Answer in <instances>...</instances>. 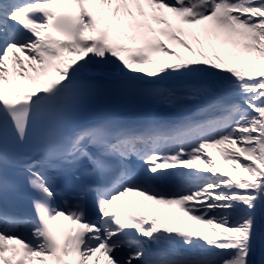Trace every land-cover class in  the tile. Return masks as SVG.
I'll list each match as a JSON object with an SVG mask.
<instances>
[{"label":"snow or ice","instance_id":"snow-or-ice-1","mask_svg":"<svg viewBox=\"0 0 264 264\" xmlns=\"http://www.w3.org/2000/svg\"><path fill=\"white\" fill-rule=\"evenodd\" d=\"M122 92L171 115L79 121ZM9 167L34 195L0 212V264H264V0H0V197Z\"/></svg>","mask_w":264,"mask_h":264},{"label":"bare ground","instance_id":"bare-ground-1","mask_svg":"<svg viewBox=\"0 0 264 264\" xmlns=\"http://www.w3.org/2000/svg\"><path fill=\"white\" fill-rule=\"evenodd\" d=\"M21 58H25L24 54L21 53ZM22 86H26V82L25 81H21L20 82ZM158 113H160L161 115H163L165 118H168L171 113L168 109L163 108L162 110H160ZM207 153L209 154L210 152L207 151ZM210 155V154H209ZM216 164H218L221 168L222 171H227V172H232L233 174L236 175H241V176H246L247 173H244L243 171H235L233 168H227L223 165H221V162H217ZM195 168L197 169L198 166L196 165ZM139 197H137V194L135 193H128V202L133 204V205H140V206H144L147 209H151L149 212L150 214H168V213H175V214H180L183 215V213L179 212V208L178 206H167V205H157L155 204L153 201H148L147 203H143L142 201L140 202ZM148 205H151V207H149ZM181 226L182 227H190L193 228L194 226H196V224L194 222H192L191 220L185 218V220L183 222H181ZM208 228H206L207 230ZM101 264H104V258H101Z\"/></svg>","mask_w":264,"mask_h":264},{"label":"rangeland","instance_id":"rangeland-1","mask_svg":"<svg viewBox=\"0 0 264 264\" xmlns=\"http://www.w3.org/2000/svg\"><path fill=\"white\" fill-rule=\"evenodd\" d=\"M162 39H163V38H162ZM169 46L172 47V45H169ZM177 50L179 51V50H182V49L177 48ZM182 51H183V50H182ZM221 147L229 148V147H231V146H229V145H223V146H221ZM210 156H211L212 158H214L217 162H218V161L221 162V164H222L223 166H225V167H227V168H233V167L230 166L229 164L225 163L224 157L221 156L219 148H211V154H210ZM197 165H200V164L198 163ZM199 167H200V169H204L205 167H207V165H205L204 163H202V165H200ZM233 169H234L235 171H237L235 168H233ZM241 171H243V170L241 169L240 172H241ZM207 227H208V226H207Z\"/></svg>","mask_w":264,"mask_h":264}]
</instances>
